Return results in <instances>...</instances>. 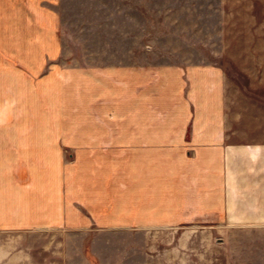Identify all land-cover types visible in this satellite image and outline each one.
I'll return each instance as SVG.
<instances>
[{
	"label": "crops",
	"instance_id": "1",
	"mask_svg": "<svg viewBox=\"0 0 264 264\" xmlns=\"http://www.w3.org/2000/svg\"><path fill=\"white\" fill-rule=\"evenodd\" d=\"M246 1L250 95L220 65L129 64L92 73L90 118L68 121L62 0H0V264H78L75 234L200 224L225 262L229 244L264 264V0Z\"/></svg>",
	"mask_w": 264,
	"mask_h": 264
},
{
	"label": "rangeland",
	"instance_id": "2",
	"mask_svg": "<svg viewBox=\"0 0 264 264\" xmlns=\"http://www.w3.org/2000/svg\"><path fill=\"white\" fill-rule=\"evenodd\" d=\"M235 4L238 0H62L67 120L90 118L91 99L84 94L96 79L92 73L115 69L118 79L117 73L129 64L220 65L228 73L227 87L247 89L250 95L253 81L234 78L241 71L235 55L244 50L236 41L250 42L260 33L248 31L252 28L249 5H244L235 25ZM241 66L251 67L249 63ZM86 99L88 111L80 110L78 101L84 105ZM71 130L68 128L69 135ZM9 237L0 235V248L11 243ZM219 237L218 225L200 224L182 225L172 233L117 230L75 234L67 245L81 250L73 258L78 264H234L229 244L225 262Z\"/></svg>",
	"mask_w": 264,
	"mask_h": 264
}]
</instances>
